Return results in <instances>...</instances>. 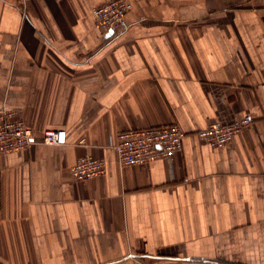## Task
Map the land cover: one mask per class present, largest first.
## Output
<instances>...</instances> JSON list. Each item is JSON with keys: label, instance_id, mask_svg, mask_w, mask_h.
<instances>
[{"label": "crops", "instance_id": "0c3cea01", "mask_svg": "<svg viewBox=\"0 0 264 264\" xmlns=\"http://www.w3.org/2000/svg\"><path fill=\"white\" fill-rule=\"evenodd\" d=\"M104 1L0 0V111L66 132L3 158L0 264H264V0H130L101 36ZM243 114L223 147L194 135ZM173 122L170 163H119V129Z\"/></svg>", "mask_w": 264, "mask_h": 264}, {"label": "built area", "instance_id": "2783aa9c", "mask_svg": "<svg viewBox=\"0 0 264 264\" xmlns=\"http://www.w3.org/2000/svg\"><path fill=\"white\" fill-rule=\"evenodd\" d=\"M130 0H106L92 8L101 36L113 33L123 23L131 9ZM253 118L243 114L232 122L211 121L194 135L212 148L230 143L235 135L247 128ZM187 132L176 122L162 126H147L132 129H119L111 147L121 165L139 168L156 159L167 163L182 151L183 139ZM80 139L79 143H83ZM63 145L66 143L64 129L47 128L36 130L28 126L15 110L0 111V170L5 156L20 153L35 144ZM105 171V157L102 148L95 154L79 156L70 167L73 182L88 181L101 177Z\"/></svg>", "mask_w": 264, "mask_h": 264}]
</instances>
